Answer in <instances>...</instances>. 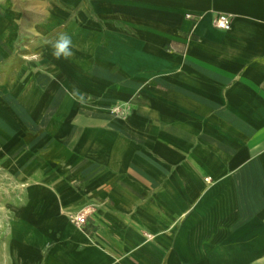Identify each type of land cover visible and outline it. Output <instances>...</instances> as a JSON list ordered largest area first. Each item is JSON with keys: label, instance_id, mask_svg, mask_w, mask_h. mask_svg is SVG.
Wrapping results in <instances>:
<instances>
[{"label": "crops", "instance_id": "0c3cea01", "mask_svg": "<svg viewBox=\"0 0 264 264\" xmlns=\"http://www.w3.org/2000/svg\"><path fill=\"white\" fill-rule=\"evenodd\" d=\"M0 167L7 264H264V0H0Z\"/></svg>", "mask_w": 264, "mask_h": 264}, {"label": "rangeland", "instance_id": "374dc122", "mask_svg": "<svg viewBox=\"0 0 264 264\" xmlns=\"http://www.w3.org/2000/svg\"><path fill=\"white\" fill-rule=\"evenodd\" d=\"M10 179H12L11 176L0 167V264L9 262L8 252L15 241L12 236L15 234L13 231L16 227L14 224L16 208L11 205L14 192L8 189L12 182Z\"/></svg>", "mask_w": 264, "mask_h": 264}, {"label": "built area", "instance_id": "2783aa9c", "mask_svg": "<svg viewBox=\"0 0 264 264\" xmlns=\"http://www.w3.org/2000/svg\"><path fill=\"white\" fill-rule=\"evenodd\" d=\"M231 18L225 14H219L214 18V25L220 30L227 31L230 28ZM88 211L80 210L76 214L70 216V221L78 228H83L86 223Z\"/></svg>", "mask_w": 264, "mask_h": 264}, {"label": "clouds", "instance_id": "9594fccd", "mask_svg": "<svg viewBox=\"0 0 264 264\" xmlns=\"http://www.w3.org/2000/svg\"><path fill=\"white\" fill-rule=\"evenodd\" d=\"M53 49L52 55L59 59L61 57L68 58L72 55L71 51V38L65 33H60L54 41H51Z\"/></svg>", "mask_w": 264, "mask_h": 264}]
</instances>
